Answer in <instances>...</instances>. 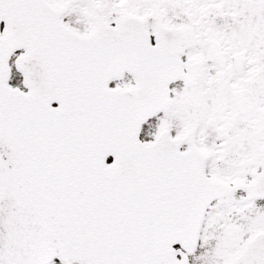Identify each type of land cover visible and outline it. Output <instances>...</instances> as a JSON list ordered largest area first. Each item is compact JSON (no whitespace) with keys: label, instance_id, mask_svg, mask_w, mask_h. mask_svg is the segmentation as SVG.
Wrapping results in <instances>:
<instances>
[{"label":"snow or ice","instance_id":"6c2138e0","mask_svg":"<svg viewBox=\"0 0 264 264\" xmlns=\"http://www.w3.org/2000/svg\"><path fill=\"white\" fill-rule=\"evenodd\" d=\"M0 264H264V0H0Z\"/></svg>","mask_w":264,"mask_h":264}]
</instances>
